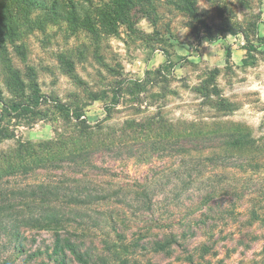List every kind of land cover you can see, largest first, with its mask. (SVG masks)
Segmentation results:
<instances>
[{
    "label": "rangeland",
    "instance_id": "obj_1",
    "mask_svg": "<svg viewBox=\"0 0 264 264\" xmlns=\"http://www.w3.org/2000/svg\"><path fill=\"white\" fill-rule=\"evenodd\" d=\"M157 5L156 26L138 16L133 33L120 25L117 33L95 38L83 29L72 30L61 14L43 29L26 31L4 45L0 171L19 164V144L30 147L72 131L73 114L99 125L93 135L99 141L183 137L179 141L188 153L132 144L96 152V167L81 174L65 166L17 171L3 182L22 187L87 176L104 188L145 184L150 212L132 215L129 205H94L98 211H127L129 219L119 226L127 242L139 235L141 242L168 234L178 240L169 255L136 248L129 253V264H189L187 253L195 264H264V222L251 215L254 209L264 216V0H197L203 23L164 0ZM9 76L12 89L6 84ZM61 105L73 111L72 119ZM231 132L245 134L247 142L226 161L208 159L223 153L221 138L192 144L184 140ZM186 161L191 165L184 166ZM200 218L204 225L194 223ZM105 231L107 227L92 225L84 232L86 244L94 243L96 253L107 254L102 250L106 235L117 238ZM203 231L212 233L209 243ZM24 233L31 251L52 242L44 230ZM203 242L211 249L200 259ZM24 256L13 264L22 263Z\"/></svg>",
    "mask_w": 264,
    "mask_h": 264
},
{
    "label": "trees",
    "instance_id": "obj_2",
    "mask_svg": "<svg viewBox=\"0 0 264 264\" xmlns=\"http://www.w3.org/2000/svg\"><path fill=\"white\" fill-rule=\"evenodd\" d=\"M158 1L0 0V58L6 59L4 45L7 42L17 41L26 31L35 28L43 29L46 24L57 21L61 14L64 15L62 19L67 21L72 30L83 29L95 38L102 34L117 33L120 25L126 26L127 30L133 33L135 19L138 16L145 17L155 27L158 20ZM196 3L197 0H164V4L184 12L191 19H196L198 23H203L199 19ZM37 11L39 12L36 13ZM229 55L230 51L227 48L226 56L229 57ZM12 76L6 80L10 89L14 86ZM16 78L18 79L17 76ZM60 108L66 111L69 119H72L70 114V112L73 113L72 110L62 105ZM79 116V114H73L74 128L66 135L60 134L53 140L28 144L30 147L19 144L17 150V155L20 157L19 164L1 169L0 264H13L23 254L25 256L22 263L17 264H48L49 262L54 264H129L128 257L136 251V248L143 250L149 248L154 252H164L169 255L173 250L172 244L178 243L174 234L154 238L150 242H141L139 235L137 239L132 237V242H127V237L119 229L121 223L125 224L130 217L127 211L117 212L112 209L98 211L94 208L97 203L111 202L116 205H129L132 215H137V212L138 214L144 211L150 212L153 208L149 188L145 184L134 182L133 187H129L132 183H124L104 188L95 186L87 176L42 180L22 187L6 184L7 181L3 182L5 176L17 171L28 173L39 169L57 170L65 166L81 174L84 169L96 167L92 162L96 152L129 148L132 144L150 146L158 150H169V147H174L175 151H181L182 155L189 151L179 141L183 137L147 138L143 142L123 141L120 142L121 144L99 141L98 138L93 137L95 131L100 129L99 125H89ZM215 137L221 138L218 145L223 149L222 154L212 153L208 157L215 161H226L235 153L236 148L242 147L247 142V136L239 132L187 136L184 140L192 144L200 140H214ZM23 154H28V159L23 157ZM189 165L191 164L188 161L184 164V166ZM198 166L201 167V165ZM251 215L258 221L264 222V216L256 210L253 209ZM204 221V218H200L194 223L204 225ZM92 225L107 227L108 231L105 232L116 234L115 240H111L108 235L105 236L106 239H103L102 250L107 254L96 253L97 247L94 243L86 244L84 232ZM199 227L201 229L202 226ZM26 230L50 232L52 242H42L41 246L31 251L25 246L27 236L24 232ZM191 233L195 235L193 230ZM202 235L206 236L209 243L212 233L203 231ZM34 241L32 238V242ZM144 243H149V246ZM198 249L199 257L203 259L204 253L209 252L211 248L207 242H203ZM5 251L7 255L3 254ZM184 259L189 264H195L193 255L190 253H187Z\"/></svg>",
    "mask_w": 264,
    "mask_h": 264
}]
</instances>
